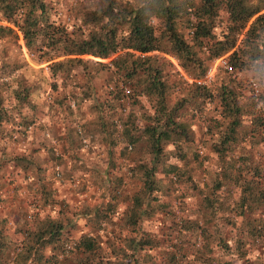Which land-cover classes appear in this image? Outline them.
<instances>
[{
    "label": "trees",
    "instance_id": "1",
    "mask_svg": "<svg viewBox=\"0 0 264 264\" xmlns=\"http://www.w3.org/2000/svg\"><path fill=\"white\" fill-rule=\"evenodd\" d=\"M51 11L52 0H0V131L14 119L22 131L33 121L32 95L46 77L29 60L46 63L53 94L48 109L75 115L88 101L98 127H115L120 120L126 147L142 137L147 156L137 164L141 185L123 217L129 234L119 235L104 251L92 233L110 220L115 203L86 208L89 231L75 243V264H215L211 243L254 264L245 253L246 245L264 240V160L253 154L264 140V0H101L71 29L50 20ZM224 55L228 71L220 68L212 81L198 83L210 62ZM241 71L251 72L248 84L255 86L247 96H240L236 86H245L230 74ZM103 74L98 94L93 81ZM141 97L148 101L146 111L115 118ZM208 101L217 103L219 118L206 124L217 170L205 194L191 179L197 155L187 118ZM9 161L21 170L39 169L28 154ZM159 172L197 190L204 210L201 221L180 218L162 239L139 231L144 219L166 205L159 199L164 189ZM235 189L237 198L227 206L221 193ZM225 211L233 213V222ZM227 227L235 229L234 236ZM20 233L21 240L12 241L0 217V264H58L69 253L63 255L69 233L62 218H37Z\"/></svg>",
    "mask_w": 264,
    "mask_h": 264
},
{
    "label": "rangeland",
    "instance_id": "2",
    "mask_svg": "<svg viewBox=\"0 0 264 264\" xmlns=\"http://www.w3.org/2000/svg\"><path fill=\"white\" fill-rule=\"evenodd\" d=\"M100 2L101 0H52L49 19L71 29L72 24L79 23L81 14L98 8ZM21 51L25 54L23 48ZM84 58L97 60L88 56ZM170 60L177 67L175 61L172 58ZM223 61H225V55L212 60L206 72L208 75L201 78V82L212 81L220 68L228 71ZM28 63L34 68H42L46 83L40 82V88L32 95L36 109L30 112L33 115V121L24 127V131L18 128L17 119L1 125L0 217L4 218L8 237L15 242L22 238L20 230L25 226H32L35 219L62 218L69 233V242L64 246L63 255L67 251L69 253L67 257L61 255L58 264H75L79 256L75 243L79 236L89 231L88 223L83 216L87 212L86 208L100 202L104 204L107 200L115 203V209L109 213L110 220L103 222L96 233H92L96 234L104 251H107V245L119 235L129 234L123 224V217L130 205L131 197L141 185L137 164L147 162V156L143 151L144 140L140 137L135 145L126 147L120 120L116 122L115 127L111 124H107L104 128L98 127L91 113L88 112V101L81 103L75 115L69 114L67 110L57 113L48 109L53 94L47 84L49 79L46 63L35 65L29 60ZM230 74L231 78L245 86L242 89L235 82L240 96L249 95L250 87L255 88L252 82L251 86L248 84L252 81L251 72L241 71ZM104 77L103 74L94 78L93 83L97 87L98 94H101L99 87H102ZM70 81L71 79H67L66 84H70ZM140 100L141 102L133 107L126 104L121 110V115L115 118L123 119L130 110L138 116L146 111L149 107L147 99L141 97ZM217 111V103L208 101L199 114L187 118L195 136L194 152L197 155V162L191 170V179L192 183L205 194L209 192L217 170V159L210 149L211 140L207 135L206 124L209 119L219 118ZM140 124L139 121L136 126ZM113 135L119 138L116 144L112 139ZM113 144L111 154L113 156L110 160L108 152ZM255 146H257L253 149L255 158L264 160V140ZM169 148L171 147H167ZM238 151L236 149V153ZM25 154L38 161L39 169L21 170L17 165L10 163L9 160L13 156ZM158 176L164 183L159 199L166 205L153 216L144 219L139 225V231L162 239L174 227V222L180 218L201 221L204 210L197 190H193L190 185L179 182L177 179L169 180L160 172ZM221 196L227 206H232L237 198V189L232 194L223 192ZM225 213L233 222V213L231 211H225ZM238 221L239 219H235L236 224ZM220 223L222 227L225 224ZM231 229L233 227H227L225 230L229 232L230 237L235 235V229L234 231ZM227 242L231 244V240ZM210 247L212 248L210 256L214 258L215 264L228 258L233 259L234 264H245L242 259L225 252L213 243ZM246 250L245 257L250 262L264 264V240L246 245ZM194 264H200V262L194 261Z\"/></svg>",
    "mask_w": 264,
    "mask_h": 264
},
{
    "label": "built area",
    "instance_id": "3",
    "mask_svg": "<svg viewBox=\"0 0 264 264\" xmlns=\"http://www.w3.org/2000/svg\"><path fill=\"white\" fill-rule=\"evenodd\" d=\"M223 63H224V67L227 68V66H226V64H225V61H223ZM207 75H208V73H206L205 77H207ZM205 77H204V78H205ZM197 82L199 83V82H201V80H200V81L198 80ZM202 82H203V81H202ZM27 217L29 218L30 216L28 215Z\"/></svg>",
    "mask_w": 264,
    "mask_h": 264
}]
</instances>
